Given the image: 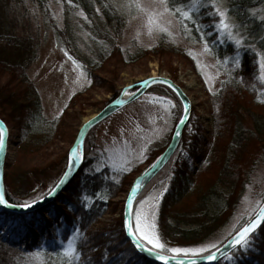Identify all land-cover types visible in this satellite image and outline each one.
I'll return each instance as SVG.
<instances>
[{
	"label": "trees",
	"instance_id": "obj_1",
	"mask_svg": "<svg viewBox=\"0 0 264 264\" xmlns=\"http://www.w3.org/2000/svg\"><path fill=\"white\" fill-rule=\"evenodd\" d=\"M4 1L1 0V3ZM34 1L43 6L50 22L52 17L45 7V1ZM218 1L220 0H217V3ZM72 2L79 6L84 4L83 0H72ZM231 2L240 9H243V5L247 3L245 0H231ZM98 4L105 16L103 18H106V26L110 25L114 33L110 34L108 29L99 28L96 24L86 25L93 36L91 41L94 46L87 44L90 49L93 48L92 59L82 58L83 56L75 52L74 47L77 49V46L74 44L73 32L69 27L65 32L55 23L50 22L68 54L84 69L93 83L95 79L96 83H99L95 72L113 58L115 52L118 53L116 38L123 25L121 15L110 0H98ZM208 11L210 9L200 6L198 11L193 9V17L195 24L201 29V32H198L199 30L194 28L195 34L201 35L203 41L209 43L217 65L224 73L219 88L209 94L215 123L214 137L211 140L206 139L199 118L192 115L174 154L134 202L136 206L146 191L159 186L158 182L164 180L161 176L166 169L169 170L178 161L182 163L176 164L178 171L182 170L177 174L180 175L181 180L178 187L182 189H178V194H170L168 203L163 204L157 217L159 234L169 246L199 244L216 239L237 209L240 195L249 179L248 171L254 168L257 157L264 153V112L250 108L252 104L264 107V82L259 79L257 58L250 46L252 43L246 44L248 47L237 49L226 37L221 38L211 25L214 17L209 16ZM10 27L7 22H2L0 26V119L10 130L12 126L20 128L23 120L29 121V125L35 127L43 119L41 101L36 91L25 84L27 68L25 59L9 60L5 54V50H17L24 44L22 39L10 33L12 32ZM263 28V21H253L251 32L255 36L264 38ZM260 41L255 44L261 45ZM162 50V46L158 45L150 52L159 55ZM237 53L240 60L237 67H231L230 63L224 62V57H228L230 61ZM147 54L149 55L148 51L142 50L132 56L129 62L138 61ZM31 57L34 59L33 55ZM156 86L170 89L163 84H156L151 88ZM170 91L177 100V108L172 109L175 113V124L171 136L164 145L151 148L145 161L156 159L164 152L183 111L180 99L171 89ZM120 93L121 91L114 94L111 100ZM249 95L254 101V103L251 101L250 105L247 100ZM242 107L245 110L250 108L247 111L252 115L253 129L241 125L239 110ZM98 126L99 124L94 126L84 139V155L76 175L63 192L51 202L28 212H13L0 207V264H67V258L61 253V249L67 245V240L72 238L77 229L81 230L85 237L77 240L78 250L82 252L81 264H84V257L88 258V264H163L149 259L133 248L122 227L123 215L111 225L95 227V224L108 213L117 192L125 190L132 184L131 176L138 172L126 169L120 171L114 165H105L97 171L98 160L93 156L95 145L90 136ZM203 145L207 148L206 153L201 150ZM187 146L189 148H185L184 151L181 149ZM186 150L190 153L186 154ZM178 155L181 156L180 160H176ZM195 161L200 165L198 179L202 180L200 175L204 171H208L207 174L211 178L203 179L204 187L199 189L196 200L191 206L177 207L175 204L180 202L174 199L183 192V181H191L190 166ZM65 168L66 166L64 171ZM34 169V167L27 168L23 172L13 170L12 176L4 171V194L9 204L19 206L28 201V193L24 186L31 183L32 173L36 171ZM60 177L51 187L57 184ZM177 178L178 176L175 180ZM39 196L34 199L40 200ZM43 196H47V193ZM85 196L92 198L85 200ZM104 196L108 197L107 200L102 199ZM234 255V260L227 261L220 258L215 264H264V222L252 235L251 247L246 251H237Z\"/></svg>",
	"mask_w": 264,
	"mask_h": 264
},
{
	"label": "rangeland",
	"instance_id": "obj_2",
	"mask_svg": "<svg viewBox=\"0 0 264 264\" xmlns=\"http://www.w3.org/2000/svg\"><path fill=\"white\" fill-rule=\"evenodd\" d=\"M44 1L52 17L50 22L55 23L65 32L67 27L72 30L74 44L77 46V49L74 47L75 52L83 56L82 58L92 59L93 57L91 53L93 48L90 49L87 45L94 46L91 41L93 36L86 25L96 24L99 28L108 29L110 34L114 33L113 28L105 24L106 18H103L105 16L98 0H83V6L63 0ZM110 1L123 20L116 38L119 51L115 52V56L95 72L99 83H96V79L93 83L84 69L77 62L73 63L75 60L57 38L42 5L34 0H5L3 3L0 0V26L2 22H7L11 26L10 33L24 41L22 47L17 50L7 49L5 54L9 60L25 59L27 62L25 84L36 91L42 108L43 119L38 126L31 127L29 121L23 120L20 128L12 126L11 130L9 129L7 139L4 171L12 176L13 170L23 172L27 168L36 169L35 173H32L31 183L24 186L28 193L27 200L46 194L54 181L60 177L67 164L68 151L86 118L100 111L117 92L132 93L136 89L132 86L154 75L170 78L185 90L192 103L191 116L195 115L199 118L206 139L211 140L214 137L215 123L209 94L219 88L224 73L219 69L212 51L203 50V37L195 34L197 29L191 28V22H189L191 31L185 35L175 16H171L168 19L172 23L166 26L173 33L172 36L169 37L159 31L148 33L143 20L135 10H126L122 6L125 0ZM245 2H247L246 5L240 9L232 4L231 0L218 1L221 7L230 9L228 15L233 23L241 26V34L247 33L244 43H252L250 46L254 53L259 52L261 56H264V38L255 36L251 32L253 21L264 22V19H256V16L264 17V0H245ZM250 9H256L255 14L250 12ZM81 12L84 15H81ZM198 32H201V29ZM257 41H260L261 45L259 43L256 45ZM158 45H161L163 49L159 55L150 52ZM142 50L148 51L149 55L141 57L138 61L129 62L132 56ZM32 55L34 59H31ZM258 75L264 82V76L260 75V72ZM252 99L250 95L247 97L249 105ZM173 108H177L174 94L170 89L156 86L102 121L90 136L95 145L93 156L98 160V169H101L99 161H102L105 166L114 165L113 160L119 164L122 163V158H131L130 171H138L131 176L132 179L141 176L145 169L156 161V159L145 161L144 157L147 156L148 151L164 145L171 136L175 124ZM242 108L239 110L241 125L244 128L253 129V118L247 110L251 108L254 111L264 112V107L252 104L249 109ZM223 141L225 142V139ZM144 144H147V148L144 150V155H140ZM185 148L189 147L181 149L184 151ZM201 148L206 153V146L203 145ZM185 153L190 152L186 150ZM180 158L181 156L178 155L176 160ZM212 159L214 160V157ZM178 162L177 165L182 164ZM176 164L174 163L169 170L166 169L161 176L167 190L156 206V222L163 204L168 203L170 194H178L181 180L180 175L177 174L182 170L179 172ZM190 168L191 181H183V192L174 199L180 202L175 204L177 207L191 206L196 200L199 189L204 187L203 179L211 178L207 174L208 171H204L200 175L202 180L198 179L200 165L196 161ZM248 172L249 179L240 195L237 209L217 238L229 231L237 220L243 221L240 213L245 211L246 205L251 206L255 200L264 198V153L257 157L254 168ZM176 176H178L177 180H175ZM130 186L131 184L125 190L117 192L108 213L95 224V227L111 225L123 215ZM159 187L160 184L155 188ZM153 189L152 187L146 191L141 198L145 195H155L156 192ZM244 197L248 199L245 200ZM148 204L150 201L145 202V206ZM135 207L142 206L137 202ZM195 245L197 244L180 246Z\"/></svg>",
	"mask_w": 264,
	"mask_h": 264
},
{
	"label": "snow or ice",
	"instance_id": "obj_3",
	"mask_svg": "<svg viewBox=\"0 0 264 264\" xmlns=\"http://www.w3.org/2000/svg\"><path fill=\"white\" fill-rule=\"evenodd\" d=\"M72 0H69L71 3ZM180 5V6H178ZM126 10H135L136 14L141 17L144 25L147 28L148 33L153 31H159L167 34L169 37L173 35L170 32L169 27L172 21L168 17L175 16L177 22L181 25L185 35H188L191 31L189 28V22H192V27L199 30L198 25L195 24L193 17V9L199 10L200 6H205L208 11V15L214 17L211 21V25L220 34L221 38H227L231 41L237 49L248 47L244 43L247 39V33L242 32L240 25L231 21L228 13L230 11L227 7H221L217 0H125L122 5ZM99 11V9H97ZM250 12L255 14L256 9H250ZM81 15H84L81 12ZM257 20L264 19V17L256 16ZM203 50L205 52H211V46L207 41L203 43ZM257 58V66L260 75L264 76V56H261L259 52L254 53ZM224 62L230 63L231 67H237L240 64L239 54L233 57L230 61L228 57L223 58ZM76 63V61H73ZM219 73H217L218 75ZM149 79H152L151 77ZM242 80V78H241ZM169 83V81H164ZM174 87V85H172ZM178 91V90H177ZM130 96L134 95L129 93ZM174 107V106H173ZM188 110V106H183V111L178 118V123H182L187 117L183 114ZM62 111V110H61ZM59 115V113L57 114ZM177 136L180 133H176ZM150 143V141H149ZM5 145V130L0 127V149H3ZM79 146L72 148V156L74 158H82L84 153L78 151ZM147 148V144L142 146L140 155H144V150ZM147 158L146 156L144 157ZM161 157H157L156 161L145 169V172L141 175H146L149 171L156 167L157 161L161 160ZM101 168H104L102 161H99ZM131 158H122V163L117 164L116 160H113L114 166H117L120 171L129 167ZM70 167V165H68ZM99 169H97L98 171ZM69 175L67 171L64 172V176ZM63 180V176L60 177ZM146 181L137 179L131 187V190L127 197V204L134 209V215L131 219L123 221L122 227L127 229L130 243L134 249L145 251L148 254L154 256L157 260L162 261L163 264H169V261H179V264H197L198 259L203 254V259L208 261H216L218 257L231 261L235 259L234 253L240 250H247L251 247L252 235L258 226L264 222V200L257 199L251 206L246 205L245 211L240 213L241 219L232 224L231 229L221 235L219 238L210 239L201 242L195 246H169L159 234L158 226L156 222V206L160 202V197L167 190L164 181H159L160 187L154 188L155 195H145L138 203L142 207H135L133 193H137L144 186ZM57 184L59 181L56 182ZM57 191V187H51L47 195L51 196ZM90 196H85V200L91 199ZM107 196L102 199L107 200ZM38 199H44L41 195ZM247 200V197H244ZM150 201V204L145 206V202ZM36 199H30L25 203L19 205L23 208H28L30 205L35 204ZM5 194L0 192V204H7ZM85 206H87L85 204ZM246 217V219H244ZM85 238L84 233L77 229L72 238L67 240V245L61 249V253L67 258V264H81L82 252L78 250L77 240ZM226 244L230 245V251L222 253V249ZM183 256V259L180 257ZM84 264H88V258L84 257Z\"/></svg>",
	"mask_w": 264,
	"mask_h": 264
},
{
	"label": "water",
	"instance_id": "obj_4",
	"mask_svg": "<svg viewBox=\"0 0 264 264\" xmlns=\"http://www.w3.org/2000/svg\"><path fill=\"white\" fill-rule=\"evenodd\" d=\"M151 78L152 79H147L143 82H140L139 84L132 86V87L136 88L135 91L133 92L134 95L128 96L127 98H125L124 93L122 92L118 97L113 99L110 103H108L105 107H103L100 111L95 113L93 116L90 117V119H88L87 121H85L83 123V125L79 129L78 134L76 136V139H75V141H74V143H73V145H72V147L68 153V161H67V166H66L65 171H67L69 173V175L64 176V174H63V180H59V183L56 184L57 191L54 194H52L51 196H49V195L45 196L44 199H40L35 204L30 205V207H28V208H23V207H20L17 205H11L9 203L0 204V207L5 208L8 211H13V212H28V211L35 210L38 207L43 206V205L51 202L58 194L63 192L64 188L71 182V180L74 178L77 171L79 170L82 158L80 160H79V158H74L72 156L71 150H72V148H76L80 144L81 145L83 144V141H84L87 133L89 132V130L91 128H93L94 126H96L97 124H99L100 122H102L103 120H105L106 118H108L109 116H111L116 111H118L121 108H123L124 106H126L128 103L137 99L146 90H148L152 85L164 84V85L170 87L176 93V95L178 96V98L182 102L183 106H185V105L188 106V110L186 112H183V114L187 118L182 123H178L177 126L175 127L174 132H173L172 137H171V140H170V143L167 146V148L164 150V152L159 156V157L162 156V159L157 161L156 167L153 168L151 171H149L146 175H141L132 182L130 189L127 193V197H128V194L131 190L132 185L134 184V182L137 179H140L141 181H146L141 190H139L137 193L132 194L134 201H135L137 196L143 191V189L146 187V185L165 166V164L169 161V159L174 154V152H175V150H176V148H177V146L181 140L183 130H184L185 126L187 125V123L189 122V119L191 117V110H192L191 100L189 99V97L187 96V94L185 93L183 88H181L176 82L172 81L169 78L161 77V76H156V77L153 76ZM164 81H169L170 84L165 83ZM172 85H174V87ZM0 127H3L5 130V145H4L3 149H0V192L4 193V166H5L7 139H8V128L1 119H0ZM176 133H180V135L177 136ZM68 165H70V167H68ZM127 197H126V200H127ZM126 200H125V204H124L123 221L126 219H131L132 207H130L127 204ZM259 226H258V228H259ZM125 233H126L127 238L130 240V238L128 237L126 228H125ZM230 250H231L230 245L226 244L224 246V249H222V253L229 252ZM137 251L139 253L143 254L144 256L148 257L149 259L155 261V262L163 263L162 261L157 260L154 256L148 254L145 251H141V250H137ZM180 258L183 259V257H180ZM219 259H220V257H218L216 261H208V260L203 259V257H201L200 259H198L197 264H215ZM169 264H179V261L178 260L177 261H169Z\"/></svg>",
	"mask_w": 264,
	"mask_h": 264
},
{
	"label": "bare ground",
	"instance_id": "obj_5",
	"mask_svg": "<svg viewBox=\"0 0 264 264\" xmlns=\"http://www.w3.org/2000/svg\"><path fill=\"white\" fill-rule=\"evenodd\" d=\"M154 76L156 77V75H154ZM192 83H193V82H192ZM128 96H130L129 93H125V94H124V97H125V98H127ZM88 119H90V118H86V119L84 120V122L87 121ZM70 149H71V148H70ZM78 151H82V152H83V146H82L81 144L79 145ZM68 153H69V151H68ZM67 158H68V155H67ZM80 159H81V158H79V160H80ZM140 194H141V193H140ZM140 194H139V195H140ZM139 195H138V196H139ZM138 196H137V197H138ZM136 199H137V198H136ZM136 199H135V200H136ZM134 202H135V201H134ZM132 210H133V208H132ZM123 212H124V209H123ZM124 229H125V228H124Z\"/></svg>",
	"mask_w": 264,
	"mask_h": 264
}]
</instances>
